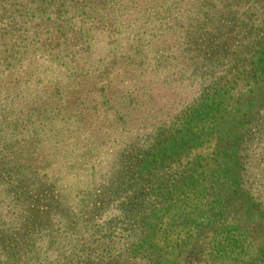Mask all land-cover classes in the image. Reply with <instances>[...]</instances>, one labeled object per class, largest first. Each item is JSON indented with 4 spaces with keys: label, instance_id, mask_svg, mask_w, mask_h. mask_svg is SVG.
<instances>
[{
    "label": "rangeland",
    "instance_id": "1",
    "mask_svg": "<svg viewBox=\"0 0 264 264\" xmlns=\"http://www.w3.org/2000/svg\"><path fill=\"white\" fill-rule=\"evenodd\" d=\"M65 1L77 4L85 20L75 19L76 25L58 35L50 26L60 23L59 13L48 9L41 20L19 24L16 38L39 33L41 49L50 43L48 49L57 43L58 49L64 35L68 47L57 56L41 49L18 55L23 62L0 84L17 82L12 92L1 91L7 97L0 100V172L8 178L23 175L22 184L51 186L59 198L38 204L42 212L51 205L52 219L34 234L41 235L36 240L41 243L20 264H147L129 254L143 230L140 215L156 204L151 192L156 178L140 176V165L210 92L212 82L252 73L251 66L237 70L222 60L217 50L232 47L221 33L193 29L212 25L214 9L224 26L245 14L244 23L256 27L259 0ZM8 53L0 47L3 57ZM260 105L243 129L240 151L246 183L259 195L264 194V102ZM215 153L213 138L203 141L192 154L202 155L201 166L193 168H213ZM184 162L166 170L184 168ZM208 192L204 185V196L211 197ZM15 203L7 198L0 204L11 224L20 223L15 210L21 205ZM89 250L92 260L86 263Z\"/></svg>",
    "mask_w": 264,
    "mask_h": 264
},
{
    "label": "trees",
    "instance_id": "2",
    "mask_svg": "<svg viewBox=\"0 0 264 264\" xmlns=\"http://www.w3.org/2000/svg\"><path fill=\"white\" fill-rule=\"evenodd\" d=\"M257 4L258 14H262L256 27L244 23L249 18L245 14L244 20L236 22L235 15L233 23L224 26L214 9L213 18L209 17L212 25L201 23L193 29L205 30V34L208 30L221 33L226 38L223 42L230 41L232 47L217 50L223 55L222 60L233 63L237 70L251 66L252 73L240 76L239 71L236 76L212 82L210 92L190 108L178 127L160 140L140 165V176L156 178L151 191L156 204L140 215L143 230L129 251L130 258L146 259L147 264H264V194H256V188L247 185L240 154L243 129L264 102V0ZM48 9L59 13L60 23L50 26L58 35L76 25L75 19L85 20V15L76 11L77 4L70 6L65 0H0V47L10 52L6 57L0 54V84L5 73H11L17 63L23 62L24 58L18 55L43 50L57 56V51L62 53L68 47L64 35L61 39L65 44L58 49L54 48L58 43L51 49V43L41 49L36 39L39 33L28 31L20 40L16 38L21 35L19 24L27 25L23 23L34 18L41 20ZM87 30L95 31L92 26ZM77 31L80 33L81 28ZM9 36L11 44L4 43ZM16 84L8 81L6 87L0 85V100L7 97L1 91L6 88L12 92ZM235 88L239 89L237 98L231 94ZM212 138L216 146L214 167L193 168L201 166L197 159L202 156H193L194 150ZM177 161H185V167L169 173L166 169ZM14 174L8 178L7 173L0 172V204L8 198L21 205L20 212H12L19 224H11L5 218L6 207H0V264H20L36 249L41 235L34 234L52 219L51 205L45 212L42 206L59 201L51 186L22 184L23 175ZM204 185H209L211 197L204 196ZM199 199L205 202L199 204ZM22 248L25 252L21 254L18 251ZM90 253L84 259L86 263L92 260ZM35 259L38 257L30 261Z\"/></svg>",
    "mask_w": 264,
    "mask_h": 264
}]
</instances>
